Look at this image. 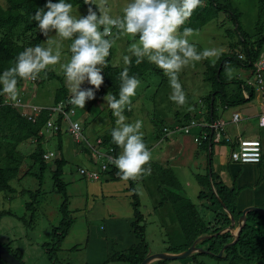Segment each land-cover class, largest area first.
I'll list each match as a JSON object with an SVG mask.
<instances>
[{
  "label": "rangeland",
  "instance_id": "1",
  "mask_svg": "<svg viewBox=\"0 0 264 264\" xmlns=\"http://www.w3.org/2000/svg\"><path fill=\"white\" fill-rule=\"evenodd\" d=\"M215 1L226 4L231 3L241 11L242 24L244 31L248 33L247 39L249 40L250 46L255 47L260 39L264 40V0ZM128 2L129 0H96V5H100L101 9H106L108 14L115 18L123 15V8L126 7ZM208 2L209 0H204L203 4ZM0 5L3 8L8 7L6 0H0ZM96 5H92V7L96 8ZM260 6L262 10H260ZM87 10L88 6L77 5L73 7L71 14L79 18L81 15H86ZM100 27L102 29L103 26ZM38 34H40L38 28L33 31H27L25 29V24L22 23L18 28L13 30L1 29L0 39L7 37L19 45L29 47L33 46L32 41ZM73 38H62L58 34H55V30H52L49 33V37L43 39L42 46H51L54 51L57 45L60 47V61L55 65H49L45 70L53 73V76H49L44 71L35 80H24L23 88L19 89L20 96L23 97L26 104L32 103L41 105L49 103L47 106L50 107L48 109V120L53 121L54 124L52 127L49 126L47 120L46 124L40 128L39 132L51 135L53 134L51 131H53L56 134L53 143V145L56 146L51 147V144H49L48 147L51 148L48 150L49 152L55 150L57 154L59 151L61 153L63 152V147L58 144L59 130L61 129H55L58 123H56V121L63 112V105L71 103L70 101L73 95L71 84L67 81L64 69L61 65L66 64L71 58L70 45ZM110 38L115 41L111 48V64L116 69L121 70V68L128 66L124 63L123 56L131 55L128 52V47L131 43L135 42L138 37H133L129 34L121 36L118 34V30L113 28ZM189 39L195 45L197 51H203L205 48L216 49L217 55L202 58L200 61L190 62L178 73L179 82L185 92V102L183 104H178L169 99L172 93V87L169 78L164 74L162 69L158 68L147 59H144L139 64H131L132 66L134 65L133 68L135 69V71L132 72L133 74L138 72L142 74H140V85L136 90V95L132 97L131 105L125 107L124 114L127 117L126 122L128 123H134L137 120L141 121L142 127L140 131L143 132L142 138L152 155L150 161L151 174L141 175L136 179H132L135 186L134 188L141 191V211L146 217V239L149 243L150 254L162 253L165 251H170L172 253L181 250L180 247L186 244L182 227L174 213V209L181 206L183 215L185 216L184 218H188L189 216L188 205L183 203V198L180 196L185 197L186 199L184 200H192L201 210H205L204 213L207 220L211 218L212 212H210V208L205 205L206 201H202V199L198 197L202 189L208 190L207 187L203 188L200 181L203 178L201 176H205L209 171V152L205 149H203V152L197 151L196 147L199 146L195 138L190 136V133L175 129L176 126H179V128L182 127V125L187 123L186 121L184 124L175 123L176 120L179 117L182 118L183 115H188V118L194 116L200 119V121L207 118L210 102V97L208 98V95L209 92L212 91L211 83L206 80V75L209 71L208 66L216 63L222 53H231L235 55L237 53L238 55L245 56L243 47L239 43L240 38L236 32L235 25L224 12H221L217 18L212 19L200 28L193 29V33ZM261 52V54H264V46ZM131 59L135 60L136 58L133 56ZM105 69L103 70L104 82L96 92L95 99L87 100L84 108L71 103L70 107L65 109L68 112V119H62L63 123L65 122L69 125V122L74 121L78 122L82 127V137L79 140L78 136L68 130L66 124L63 126V131L66 133V136H64L65 141L74 142L82 152L80 156L81 152L77 155L76 152L69 151L66 155L68 162L66 160L67 164L63 167L62 178L67 184L69 209H71V211L75 208V205L79 203L82 205L84 201L81 194L85 191V178L88 177L83 176L84 174L80 172V169L86 168L82 166H88L91 162L92 166H95L93 163V154L96 153L95 150L105 148L107 151H110L111 148L105 147V144L109 142L112 128L116 127V117L111 115L112 109L104 99L107 93L112 94L108 86L109 83L105 77ZM223 75L229 80V83L226 84V89L230 94L237 92L238 88L241 86L240 83L235 81L239 80L250 84V81L255 79L252 72L243 68H237L234 65L229 66ZM62 83L65 84L68 91V98L66 100H62L61 91H59ZM81 87L87 89L89 87L94 88L95 86L85 81ZM34 92L36 97L35 95L33 96ZM0 95H2L6 101L12 99L7 94L0 93ZM32 99L36 103L31 101ZM217 101L220 103L219 99ZM52 105L55 107H52ZM22 107L23 106H17V109L21 111ZM192 113H194V115H192ZM195 118H193L192 121L196 122ZM242 126L247 137L258 138L260 128L256 120L242 121ZM14 127L15 126L10 128L9 131L5 130L4 126L2 127L4 131L0 133V151L5 155L6 148L3 146V143H6L9 148L15 147L22 155L20 161L21 172L24 173L28 169H31V172L21 178H16L11 181L16 192H6L5 190L0 192V242L6 247L8 246L13 254H16L25 264H52L48 258L45 244L51 241L52 227L57 226L61 220L60 205L63 201V195L54 187L53 172L56 168V163L54 159L50 160L48 164L46 163L47 167L43 175L41 193H38L36 196L33 193H29V191H36L40 186V181L37 178L40 172V164H35L31 157L33 153L41 149V147L39 148L40 140L36 139V137H30L29 139L21 141L18 145L13 146L15 141L13 137L19 135L18 130H11ZM104 134L108 136L104 138ZM161 140L163 142H160ZM57 144L60 146L59 148ZM120 151H122L121 147ZM44 154H49V156H51L50 153ZM200 155L204 157L203 166L197 165L200 160ZM87 156L88 159H86ZM44 159L46 160L48 158L44 157ZM7 163L8 161L5 162L4 159L1 165L6 166ZM198 167H202V171ZM166 168H169L171 172L170 174L169 172L166 174L169 182L164 185L158 174L160 172L159 169L163 170ZM209 173L211 174L210 171ZM107 174L108 173H104L103 176H107ZM172 175L175 176L176 182L172 178ZM127 182L131 189V180L128 179ZM175 183L178 185L175 186ZM211 186L216 193L213 183H211ZM171 194L180 198V201L175 205L171 202ZM70 195H73L72 200L70 199ZM154 196H157V199L159 197L158 201H161H159V203L158 201H153ZM206 198L209 203L211 196H207ZM32 200H36L35 208L29 209L26 205ZM106 222L108 223L109 220L100 222L93 221V224L96 229L101 230L100 226L107 225ZM225 230H227V228L221 232ZM114 240H116L115 237L111 235L108 242L105 243V246L112 249L115 248L114 251H116V248L118 249L122 246L117 240ZM122 242L128 244V247L133 243L129 237H126ZM95 245L94 240H91L89 249L94 250ZM200 247L203 248V246ZM123 248L126 249V247ZM77 251L78 250H74L70 252L64 249L62 250L61 246L58 251L59 260L62 264H88L85 250L80 252ZM97 254L99 256V253ZM193 258L168 260L165 264H186L187 262L188 264H220L228 262L218 259L211 253L198 254L194 259ZM95 260L98 259L96 258ZM159 260L162 259H154L149 264H154ZM113 263L125 264L121 261H114Z\"/></svg>",
  "mask_w": 264,
  "mask_h": 264
},
{
  "label": "trees",
  "instance_id": "2",
  "mask_svg": "<svg viewBox=\"0 0 264 264\" xmlns=\"http://www.w3.org/2000/svg\"><path fill=\"white\" fill-rule=\"evenodd\" d=\"M6 2L8 4L7 8H3L0 5V30H13L18 28L22 23L25 24V29L27 31H33L38 28L36 26L38 22L32 20L30 17L37 8L43 7L45 5L46 0H6ZM67 2L72 3L73 7L77 5L88 6L84 3V0H67ZM261 6L260 10H262ZM221 12L226 13L229 19L232 20L233 24L235 25L236 32L238 33L240 38L239 43L243 47L245 56L244 58H240L237 53L236 55L231 53H222L216 63L210 64L208 66L209 71L206 75V80L211 83L212 86V91H210L208 95V98L210 97L208 117L205 118V120L208 121L217 119V108L219 105L225 108L230 106H237L248 102L253 98L255 93V86L250 85L247 82H241L239 80L235 82L240 83L241 86L238 88L237 92L230 94L226 89V84L229 83V80L223 74L231 65H234L237 68L249 70L250 72H252V74H254V64L261 56V49L264 46V40L261 39L258 41L255 47L250 46L249 40L247 39L248 33L244 31V27L242 24V13L231 3L226 4L216 2L215 0H209L208 3H204L202 7H198L194 11L193 15L189 18L186 24L182 26V28L190 27L192 29H198L212 19L217 18ZM44 38L45 37H43L41 34L36 35V37L32 41V45L35 46L36 44H40L42 46V41ZM25 48V45H19L7 37L0 39V72H3L5 69L14 66L18 53L23 51ZM111 57L112 51L110 49V55L106 58L108 61V66L107 69H105V77L109 83L108 86L112 91V95L118 98L121 85L119 74L125 67L121 68V70L116 69L111 64ZM133 63H135V60H132V63L126 66L129 69V75H134L138 79H141L140 74L142 73H132L133 71H135V69L133 68L134 65H131ZM45 73L49 76H53V73H50L49 71H45ZM23 82L24 79L18 78V87L22 86ZM60 87L61 88L59 89V91H61V98H63L62 100H66L68 98L67 88L64 83H62V86ZM243 90L247 91L248 97L245 96ZM218 99L220 100V103L217 101ZM70 105L71 103H69L66 108H69ZM188 117V115H183L182 119H179L177 122L184 123L185 121L189 122L190 120H192V117ZM48 118L49 110L45 109L40 113L36 121L28 120L15 106L5 103L3 96L0 95V133L4 131L2 128L3 126L7 131L15 126L11 130H18L19 135L17 137H13L15 139L13 146L18 145V143L23 140L29 139L30 137H36L38 140H41L39 131L40 128L46 124ZM58 123L61 124V117L59 118ZM60 133L61 130L59 131V134ZM107 136L108 135L104 134V138H106ZM59 143L60 146H62L61 140L59 141ZM201 144L207 152H209L211 144L212 152L213 145L215 143L213 139L209 137L207 139H203ZM3 146H5L6 149L5 155L0 151V192L5 190L6 192L14 193L16 192V189L12 185L11 181L17 176L22 155L15 147L9 148L6 143H3ZM40 147L41 145L39 144V148ZM105 147H113L114 154L117 156L121 152L120 146L116 145L112 141L111 136H109V142L105 144ZM43 155L44 150L42 147L41 149H39V151L31 155L34 163L40 164V172L37 175V178L40 181V186L34 192L29 191V193L35 194V196L42 191L43 175L47 167L46 160L44 159ZM4 159L5 162L8 161L7 165L5 164L6 166L1 165ZM55 163L56 168L53 172L54 187L58 189V191L63 195V201L60 205L61 220L57 226L52 227V238L50 242L45 244V249L52 264H62L59 260L58 251L61 248L71 225L74 222V218L71 215V209H69L67 184L62 178L63 167L66 164L64 155L61 154V156L57 157L55 159ZM210 167L212 168V165L209 161L208 170H210ZM159 170L160 172L158 175H160V180L164 185H166L169 182L168 176H166V174L168 172L170 174L171 171L169 170V168ZM107 173V175H109L113 179H123L120 175L119 170L114 165L111 166L110 170ZM201 177L203 178L201 179L200 183L202 184L203 188L207 187L208 190L202 189L199 192L198 197L202 199V201H206L205 205L208 206V208H210L211 210L210 212H212L211 218L207 220L205 218V210H201V208L198 207L197 204L192 200H184L186 198L180 196L183 198V203L188 205L189 216L188 218H184L185 216L183 215L181 206L174 209V213L182 227L183 234L186 239V244L183 247H180L181 250L174 252L176 253L184 251L189 246H191V244L199 236L210 234L212 236L206 238L204 241L198 244V247L201 248L200 246H203V248L201 249H205V251L195 253L191 255V257L195 258V256H197L198 254L211 253L220 260L228 261L229 264H253L255 262L264 260V213L255 210L248 211L246 215V222L242 227L237 242L227 247L222 256L218 255L222 247L225 244L233 241L237 235V233L229 229V227L232 226V218L230 215L234 217L235 221L233 228L240 225V217L242 213L237 209L238 190L235 187L228 186V184L223 181L221 176L217 174L214 169H211V174L208 171L205 176ZM172 178L175 180L174 175H172ZM130 180L132 184L131 190L133 191L132 205L134 209L132 229L136 241L124 250L122 248H116V251H114V248L109 257V261H121L125 264H141L149 254V243L146 239L145 216L140 208V197L138 191L134 188L135 186L132 179ZM211 183L214 184L216 193L214 192ZM177 185L178 184L175 183V186ZM207 196H211L209 203L207 202ZM35 201L32 200L31 202H28L26 207H28L29 209H34ZM179 201V197L171 194L172 204L175 205ZM226 228V231L221 232ZM7 248L11 253H13L8 246ZM15 256L19 258L16 254ZM167 261L168 260H159L154 264H165L167 263ZM0 264L11 263L0 256Z\"/></svg>",
  "mask_w": 264,
  "mask_h": 264
},
{
  "label": "clouds",
  "instance_id": "3",
  "mask_svg": "<svg viewBox=\"0 0 264 264\" xmlns=\"http://www.w3.org/2000/svg\"><path fill=\"white\" fill-rule=\"evenodd\" d=\"M84 3L88 5L87 14L79 18L71 14L73 5L67 0H46L45 5L37 8L30 17L38 22L36 26L46 39L52 30L65 39L74 37L70 45L71 58L61 67L71 84L73 95L70 102L81 108L85 107L87 100L95 99L104 82L103 70L108 66L106 58L115 42L110 38L113 28L121 36L138 37L128 47L131 55L123 56L124 63H132L131 57L134 56L136 64L147 59L162 69L172 87L169 99L178 104L185 102V92L178 79L181 69L190 62L217 55L216 49L197 51L189 39L193 29L182 28L194 11L203 6V0H129L123 8V15L115 18L96 5V0H84ZM60 59L59 45L55 51L51 46L40 44L26 47L18 53L14 66L0 72V93L16 100L19 95L18 78L35 80ZM119 75V97L107 93L104 99L116 117V127L111 130L112 141L122 149L112 163L122 178L128 180L151 174L152 155L142 138L141 121L128 123L124 114L125 107L131 105L132 97L136 95L140 80L130 76L127 67ZM85 81L95 87L83 89L81 86ZM260 122L264 126V117ZM221 142L228 144L225 140Z\"/></svg>",
  "mask_w": 264,
  "mask_h": 264
},
{
  "label": "crops",
  "instance_id": "4",
  "mask_svg": "<svg viewBox=\"0 0 264 264\" xmlns=\"http://www.w3.org/2000/svg\"><path fill=\"white\" fill-rule=\"evenodd\" d=\"M21 88H23V85L20 86L18 90ZM243 93L245 94V96L247 95L246 91H243ZM20 95L21 94L19 93L18 97ZM34 95L35 92L33 96ZM263 99H264L263 92L261 90L255 89L253 98L248 102L226 108L219 105L217 108V119H224L226 121L225 132L232 139L235 140L240 137L243 138L247 137L245 135V130L243 129L242 126V121L243 122L249 120L257 121V124L260 128L259 129L260 134L258 138L262 142V158L259 162L245 163V162L233 160L230 157L231 145L225 144L224 142L215 143L213 145L212 152H211L212 145L210 144V149H209L208 160L212 165V168L210 167V170L214 169V171L221 176L223 181L226 184H228V186L237 188L238 190L237 209L241 213H243L245 209L254 206L264 209V126H262L260 123V116L264 114ZM14 101L15 100L12 99H10L9 101H6L4 99L5 103L12 104L17 108V105L14 104ZM31 101H33V99ZM48 104L49 103L41 104L40 106L47 107ZM236 112L240 114V119L237 122H233L232 116ZM111 115L114 116L113 112L111 113ZM192 115H194V113H192ZM193 118L195 117L192 116V119ZM179 119L182 118L179 117L176 120L175 124H179V122H177ZM195 120L196 122L198 121L199 124H204L205 122L208 121L205 119L200 121V119L197 118H195ZM201 128H202L201 125L199 126L193 125L192 127H190L189 130L190 136H193L195 138L196 135H198L201 132V130L204 129L205 127L202 129ZM51 132L54 135L53 134L46 135L40 132L41 140L39 142L41 144V147L43 148L44 153H50L51 155L48 159H46L47 164L52 159H54L55 161V159L61 156L62 153L64 154V157L68 162L66 155L69 151L76 152L77 155L79 152H81L74 142L72 143L71 141L68 140L65 141L64 136H66V133L63 130L58 136V138H60V140L62 141L63 152L61 153L59 151L58 154L55 152V150H53L54 152L53 151L49 152L48 150L49 148L56 146L53 145L54 139L56 138L55 137L56 134L53 131ZM202 141L201 142L197 141L199 146L196 147L197 151L203 152L204 147L201 144ZM160 142L163 141L161 140ZM184 143L188 144L187 142ZM49 144H51V147H48ZM58 144L57 147L59 148L60 146ZM81 154L82 152L80 153V156ZM203 158L204 157L200 155L199 158L200 160L197 164L198 166L200 165L203 166ZM86 159H88V156L86 157ZM91 166H92V162L90 165L88 166L85 165L82 167L89 168ZM20 168L18 170L17 176L13 180H15L16 178H21L31 172L30 171L31 169H28L26 172L23 173L21 172ZM198 168L202 171V167H198ZM85 181H86L84 188L85 191H83V193L81 194V197L84 198V201L82 202V205H80L81 203L75 205L74 206L75 208L71 211V215L74 218V222L71 225L69 232L62 243V250L64 249L70 252H73L74 250H78L77 252L85 250L88 264H115L113 263L114 261H109V257L113 249L105 246V243L108 242L109 237H111V235L115 237V239L122 246L121 247L122 249H124L123 247L126 248L128 247V244H124L122 242L126 237H129L133 243L136 241L132 229V221L134 220V209L132 205L133 191L130 189V185L127 182V180L113 179L109 175L107 176L102 175V178L100 180L85 178ZM138 194L140 197L141 191H138ZM72 196L73 195H70L71 200H72ZM158 199L157 196H154L153 201L155 200V202H157ZM105 220H109V222L108 223L106 222L107 225L105 226L103 225L100 226L101 230L95 228L93 221L100 222ZM241 223H242V215L240 217V225L234 228L233 226H231L229 227V229L237 233L241 226ZM91 240H94L96 244L94 250L89 249V244ZM165 252L170 253V251H165ZM97 253H99V256ZM96 258L98 260H95ZM187 258H193V257L189 256ZM80 264H84V263H80ZM186 264H188V262ZM220 264H229V262H223ZM254 264H264V260L255 262Z\"/></svg>",
  "mask_w": 264,
  "mask_h": 264
},
{
  "label": "built area",
  "instance_id": "5",
  "mask_svg": "<svg viewBox=\"0 0 264 264\" xmlns=\"http://www.w3.org/2000/svg\"><path fill=\"white\" fill-rule=\"evenodd\" d=\"M240 58H244L243 55H239ZM255 66V72L254 76L255 79L250 81V84L255 86L256 90H261L264 94V54H261V56L257 59V61L254 64ZM26 101L23 100V97H18L14 104L18 107L23 106L21 109V114L31 121H36L38 119L40 113L44 111L45 109H49L50 107H43L36 104H26ZM64 109L62 110L61 114V124L57 123V126L55 129H61L63 130L64 124H66L68 130L72 131L74 135L78 136V139L80 140L81 136V130L82 127L78 122L71 121L69 122V125L67 123H63V120L68 119V112L65 110L67 105H63ZM55 107V106H52ZM60 108V107H59ZM56 109V108H55ZM264 117V114L260 116ZM63 119V120H62ZM240 119V114L238 112L234 113L232 116V120L234 122H237ZM261 123V122H260ZM53 121L48 120V125L52 127ZM193 125H201L202 129L201 132L196 135L195 139L198 142H201L203 139H207L211 137L214 142H221L225 140L229 145H231V153L230 156L235 161L240 162H259L262 158V142L259 138H249V137H240L235 139H232L228 134L225 133V125L226 121L224 119H217L214 121L205 122L204 124H199V122H195L190 120L189 124L185 123L182 125V127L179 128V126H176V130H182L186 133H189L190 127ZM178 128V129H177ZM88 143V142H86ZM89 144V143H88ZM90 145V144H89ZM92 146V145H90ZM93 147V146H92ZM92 151V150H91ZM96 153L93 154V163L95 166H91L89 168H81L80 172L84 174L83 176H87L88 178L94 179V180H100L102 178V175L104 173H107L112 165V160L116 158V155L114 154V148L111 147L110 151H107L104 149H98L95 150ZM45 158H49V154H44Z\"/></svg>",
  "mask_w": 264,
  "mask_h": 264
},
{
  "label": "water",
  "instance_id": "6",
  "mask_svg": "<svg viewBox=\"0 0 264 264\" xmlns=\"http://www.w3.org/2000/svg\"><path fill=\"white\" fill-rule=\"evenodd\" d=\"M210 172H211V170H210ZM250 210H255V211L264 213V209L257 207V206L249 207V208L245 209L242 213V223H241V226L237 232L235 239L233 241H231L230 243L225 244L222 247V249L220 250V252L218 254L219 256L223 255V253L227 247H229V246H231L237 242V240L239 239V235H240V232L242 230V227L244 226V224L246 222V214ZM230 216L232 218V226H233L235 224L234 217L232 215H230ZM210 236H212V235L207 234V235H202V236L198 237L197 239H195V241L191 244L190 247H188L186 250L178 252V253H171V252L170 253L169 252H162V253H154V254L149 253L148 256L142 261L141 264H149L152 260L157 259V258H159V259L161 258L162 260L183 259V258H187V257L193 255V253H195V252L205 251V249L199 248L198 244ZM0 256L3 259H5L6 261L10 262L11 264H25L19 258H17L13 253H11L10 250L5 245H3L1 242H0Z\"/></svg>",
  "mask_w": 264,
  "mask_h": 264
}]
</instances>
